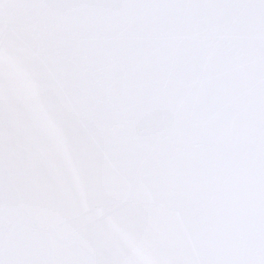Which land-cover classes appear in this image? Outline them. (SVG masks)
<instances>
[{"label": "snow or ice", "instance_id": "obj_1", "mask_svg": "<svg viewBox=\"0 0 264 264\" xmlns=\"http://www.w3.org/2000/svg\"><path fill=\"white\" fill-rule=\"evenodd\" d=\"M0 264H264V0H0Z\"/></svg>", "mask_w": 264, "mask_h": 264}]
</instances>
